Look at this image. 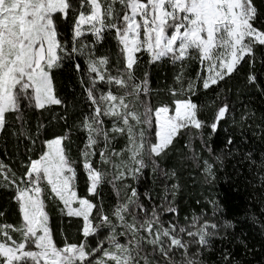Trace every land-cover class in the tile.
I'll list each match as a JSON object with an SVG mask.
<instances>
[{"label": "snow or ice", "instance_id": "6c2138e0", "mask_svg": "<svg viewBox=\"0 0 264 264\" xmlns=\"http://www.w3.org/2000/svg\"><path fill=\"white\" fill-rule=\"evenodd\" d=\"M258 22L264 25L256 0H0V132L10 116L23 122L29 109L64 105L55 72L66 62L80 74L89 107L77 125L85 134L78 159L64 144L69 132L44 141L38 158L22 162V173L0 160V187L13 190L20 216L18 224L0 222V264H207L204 254L221 225L195 215L188 225L165 223L163 213L179 215V183L165 188L159 210H149L130 181L138 183L148 168L174 177V170L161 169L160 159L184 136L189 158L197 165L202 160L206 177L215 178L214 163L193 148L199 136L211 152L203 137L207 122L199 116L204 105L192 97L226 83L242 62L255 61V50H264V26ZM107 34L118 45L115 63L107 54L97 55ZM139 54H146L149 64L178 65L166 89L170 103L153 105L149 74L136 75ZM193 60L200 67L190 77L185 69ZM247 79L256 81L254 75ZM228 112L227 102L216 107L208 125L212 133ZM21 134L35 144L23 127ZM232 143L229 137L227 144ZM215 161L223 165V155ZM77 164L86 176V195L75 183ZM259 180L264 186V174ZM105 183L117 194L110 207L100 194ZM48 200L57 202L61 215L79 218L81 241L65 237L63 246L57 244ZM220 264L242 261L225 250Z\"/></svg>", "mask_w": 264, "mask_h": 264}, {"label": "trees", "instance_id": "16d2710c", "mask_svg": "<svg viewBox=\"0 0 264 264\" xmlns=\"http://www.w3.org/2000/svg\"><path fill=\"white\" fill-rule=\"evenodd\" d=\"M256 4L261 11V19L264 20V0H256ZM258 26L264 25L258 22ZM104 54L111 57L112 63L118 57V45L110 34L97 45V55ZM139 55L141 61L136 68V75L142 78L143 73L149 74L153 105L170 103L171 97L166 89L173 84V77L179 70L178 65L174 66L170 62L149 64L146 54ZM199 67L197 61H190L185 69L186 75L194 77ZM79 75L68 62L63 69L56 70V94L63 98L64 105H53L47 110L29 109L24 114L23 122L9 117L6 128L0 132V160L17 173H22V162L27 163L29 157L38 158L45 147L44 141L69 132L70 140H65L64 144L69 148L72 159L79 158V149L83 147L85 134L78 130L77 125L83 114L89 111ZM249 75L256 77L255 83L248 81ZM216 92H219V96ZM192 99L198 105H204L199 116L207 122L203 128V137L211 152L203 146L199 136L193 140V148L202 159L214 163L215 178L206 177L202 170V160L197 165L189 158L192 153L184 146L188 140L184 136L178 138L179 142L167 157L160 159L161 169L168 170L169 173L174 170V177H165L162 173L154 174L148 168L144 170L138 183H130L137 187L141 201L149 210L154 206L159 210L165 188L170 189L172 184L179 183L180 187L175 196V207L179 215L163 213L161 219L165 223L171 220L178 225H188L195 215L202 220L208 219L221 225L220 236L213 239L211 251L204 254L207 264H220V254L225 250L242 261V264H264V186H261L259 180V174H264V167H261V162L264 161V50L258 47L255 50V61L242 62L238 71L226 83L221 82L219 87L213 86L207 91L201 88ZM211 101L215 103L209 106ZM224 102L228 103L229 112L220 121L217 132L212 133L208 125L213 119L216 107ZM65 113L67 119H60ZM242 116L248 118L245 120ZM38 125L39 136L36 135ZM22 127L32 135L35 144L27 135L21 134ZM229 137L233 140L231 145L227 144ZM122 143L123 141L117 147ZM248 153H251V159L248 158ZM218 155H223V165L215 161ZM77 169L78 178L75 183L78 193L86 195V176L82 165L77 164ZM145 193L151 196L150 200ZM100 194L106 207L115 203L117 194L111 184H103ZM13 197V190L0 187V212L4 213L0 222L19 223L18 207ZM46 205L58 245L63 246L65 237L72 243L83 239L79 231V218L61 215L54 200H48ZM225 222L232 226L224 228ZM105 231L102 229L101 234ZM89 240L95 243L94 238L90 237ZM194 248L195 246L193 250Z\"/></svg>", "mask_w": 264, "mask_h": 264}]
</instances>
